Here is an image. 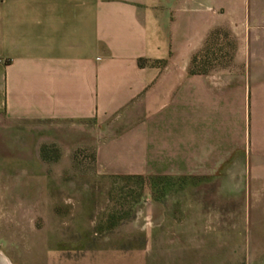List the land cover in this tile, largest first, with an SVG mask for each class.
Masks as SVG:
<instances>
[{
  "label": "crops",
  "instance_id": "crops-1",
  "mask_svg": "<svg viewBox=\"0 0 264 264\" xmlns=\"http://www.w3.org/2000/svg\"><path fill=\"white\" fill-rule=\"evenodd\" d=\"M232 1L0 0V137L92 131L98 174L211 205L213 227L181 235L211 249L196 264H264V49L261 28L236 38Z\"/></svg>",
  "mask_w": 264,
  "mask_h": 264
},
{
  "label": "rangeland",
  "instance_id": "rangeland-1",
  "mask_svg": "<svg viewBox=\"0 0 264 264\" xmlns=\"http://www.w3.org/2000/svg\"><path fill=\"white\" fill-rule=\"evenodd\" d=\"M232 6L241 22L236 38L244 36L248 24L261 28L249 30L247 37L252 52L257 45L264 49V0H233ZM9 130L10 136L0 137V264L212 260L210 248L206 259L202 248L197 254L196 237L181 236L213 227L211 205L195 204L194 190L181 191L170 182L165 201L155 205L146 177L95 171L94 132L83 138L66 126L34 122L12 124ZM156 191L163 196L164 189ZM185 239L192 241L187 249Z\"/></svg>",
  "mask_w": 264,
  "mask_h": 264
},
{
  "label": "trees",
  "instance_id": "trees-1",
  "mask_svg": "<svg viewBox=\"0 0 264 264\" xmlns=\"http://www.w3.org/2000/svg\"><path fill=\"white\" fill-rule=\"evenodd\" d=\"M140 179H142V177H139Z\"/></svg>",
  "mask_w": 264,
  "mask_h": 264
}]
</instances>
